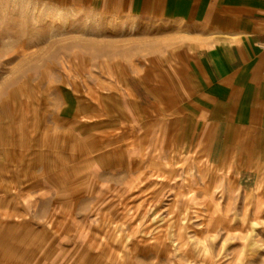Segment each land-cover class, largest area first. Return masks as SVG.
<instances>
[{
	"label": "rangeland",
	"instance_id": "rangeland-1",
	"mask_svg": "<svg viewBox=\"0 0 264 264\" xmlns=\"http://www.w3.org/2000/svg\"><path fill=\"white\" fill-rule=\"evenodd\" d=\"M136 40L78 0H0V264H264V199L194 171L191 189L60 153L59 133L82 128L62 85L132 59Z\"/></svg>",
	"mask_w": 264,
	"mask_h": 264
},
{
	"label": "crops",
	"instance_id": "crops-1",
	"mask_svg": "<svg viewBox=\"0 0 264 264\" xmlns=\"http://www.w3.org/2000/svg\"><path fill=\"white\" fill-rule=\"evenodd\" d=\"M78 2L141 47L62 85L82 128L59 133L60 153L90 158L99 174L107 160L115 175L194 171L264 199V0Z\"/></svg>",
	"mask_w": 264,
	"mask_h": 264
},
{
	"label": "bare ground",
	"instance_id": "bare-ground-1",
	"mask_svg": "<svg viewBox=\"0 0 264 264\" xmlns=\"http://www.w3.org/2000/svg\"><path fill=\"white\" fill-rule=\"evenodd\" d=\"M75 2V1H74ZM153 180H155V181H157V182H166V181H172V179L170 178V177H168V176H166V177H160V176H156L155 178H153ZM192 180H193V178L189 175V173H184V175L182 176V183L183 184H187V186L189 187V188H193V186H192ZM167 185V184H166ZM180 185V184H179ZM195 185V184H194ZM183 186V185H182ZM166 187V186H165ZM167 188H169V187H167ZM183 188V187H182ZM186 189V188H185ZM174 191V190H173ZM178 191V190H177ZM183 191V190H182ZM201 191L203 192V194H204V196L205 197H207V198H209L210 200H211V202L213 203V205L215 206V208H217L216 210H218L219 212H220V208L222 207H220V205H219V202L216 200V197H215V193H214V190L213 189H211V188H208V187H202V189H201ZM224 192H225V189H224ZM175 198V197H174ZM188 198V197H187ZM197 199V198H196ZM221 203V202H220ZM253 203V202H252ZM226 207V206H225ZM224 207V208H225ZM212 210V209H211ZM225 210V209H224ZM230 210V209H229ZM107 213V212H106ZM222 213V212H221ZM216 214V213H215ZM210 215V214H209ZM105 217V216H104ZM250 217V216H249ZM210 218H211V216H210ZM220 218H221V216H220ZM104 219V218H103ZM231 220V219H230ZM229 220V221H230ZM243 220V219H242ZM251 220V219H250ZM225 221V220H224ZM223 223V222H222ZM227 224V223H226ZM245 224V223H244ZM221 225V224H220ZM223 226V225H222ZM231 226V225H230ZM231 229V228H230ZM101 230V229H100ZM177 230V229H176ZM84 233V232H83ZM171 234V233H170ZM171 237V236H170ZM181 241V240H180ZM162 244H163V242H162ZM175 244V243H174ZM206 246V245H205ZM209 250V249H208ZM187 251V250H186ZM187 253V252H186ZM185 257V256H184ZM189 257H191V256H189ZM185 260H186V258H185ZM127 262V261H126ZM183 262H186V261H183ZM136 263V262H135ZM210 263V262H209Z\"/></svg>",
	"mask_w": 264,
	"mask_h": 264
}]
</instances>
